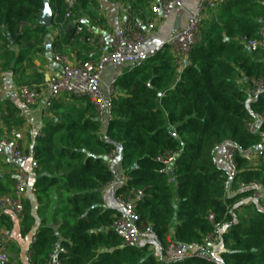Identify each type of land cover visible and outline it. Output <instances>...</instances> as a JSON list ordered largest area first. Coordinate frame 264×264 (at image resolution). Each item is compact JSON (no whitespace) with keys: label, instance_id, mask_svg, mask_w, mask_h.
Segmentation results:
<instances>
[{"label":"trees","instance_id":"1","mask_svg":"<svg viewBox=\"0 0 264 264\" xmlns=\"http://www.w3.org/2000/svg\"><path fill=\"white\" fill-rule=\"evenodd\" d=\"M45 3L58 32L53 54H63L62 47L79 37L84 42L91 37L76 29L95 0H74L71 6L65 0H0V70L20 65L31 51L43 52ZM206 13L200 40L182 65L163 45L140 64L114 67L116 94L103 125L85 97L79 98L93 108V120L82 121L78 113L46 124L30 155L37 163L33 187L39 199L50 196L52 187L59 189L58 227L42 224L33 234L32 264H47L58 243L64 250L59 264H213L198 258L167 261L159 253L169 235L201 242L213 230L209 214L223 227L218 264H264V203L251 200L253 187L239 188L256 183L264 190V158L249 162L245 157L264 146V92L252 101L246 92L251 79L264 80V52L244 47L264 27V0H226ZM18 39L24 45L15 54L9 46ZM4 105L2 128L21 127L15 105ZM253 115L261 121L250 132L246 122ZM227 141L236 148L237 173L230 182L223 160L216 159ZM111 153L118 156L114 170L106 165ZM167 153H177L171 173L157 159ZM117 167L125 182L115 196L143 192L134 210L139 227H151L158 252L149 245L123 246L113 230L120 212L104 205L100 190L114 181ZM20 219L22 232H29L34 219L28 201Z\"/></svg>","mask_w":264,"mask_h":264},{"label":"built area","instance_id":"2","mask_svg":"<svg viewBox=\"0 0 264 264\" xmlns=\"http://www.w3.org/2000/svg\"><path fill=\"white\" fill-rule=\"evenodd\" d=\"M71 6L74 0H65ZM226 0H198L195 9L190 13L185 23L173 30L168 38L157 48H146L145 43L153 29L151 22L142 28L137 22L128 19L122 23L114 32L111 42L106 43L102 37H89L86 42L93 41L99 48L96 56H90L85 60L72 61L64 54H53L52 60L58 66V71L48 76L47 91L45 95V107H51L53 101L60 94H67L74 97H85L93 106L96 119L102 125L106 122L109 111V102L116 90L105 91L101 85V77L107 67L110 66H133L140 64L154 55L156 51L166 45L179 59L181 65L191 47L200 40L199 25L206 12L213 10L219 3ZM182 3V0H160L159 9L163 16H168ZM66 17L69 16L67 13ZM78 27L76 33L80 32ZM260 35L256 39H250L244 42V47L249 52H264V27L260 28ZM250 87L246 88L249 101L254 100L258 94L264 92V80H250ZM20 98L27 105L34 104L39 98L40 91L36 86L21 85L18 88ZM261 121V116L253 115V120L246 122L250 132L257 129ZM235 146L227 141L222 146L221 158L227 168L229 182L237 173L235 162ZM0 155L9 159H18L21 162H29L31 168L36 169V161L25 154L18 144L14 143L0 129ZM177 153H167L159 156L157 159L163 164V171L171 173L172 165ZM245 157L249 162L256 158H264V146L258 147L253 152H245ZM118 156L114 153L108 155L107 167L114 170ZM26 176L22 172L20 180L16 182L11 194L3 198V204L12 212L16 218H21L24 207V180ZM253 187L251 200L264 203V190L259 184L250 183L239 184V188ZM233 194H235L233 192ZM144 194L141 190L132 192L131 196L115 197L120 207V215L113 223V230L121 241L123 246L139 247L149 245L153 247L155 237L150 226L141 228L138 225V215L134 207L138 200H141ZM212 224L213 230L208 233L201 242L184 243L176 241L169 235L163 247H160V255L167 261H184L189 258H198L213 264H218L219 251L217 249L219 239L222 233L220 223L214 222L213 214L207 216ZM64 250L59 244L56 245L49 255L47 264H59L58 253ZM27 264H32L27 255ZM9 262V255L6 251L5 242L0 239V264Z\"/></svg>","mask_w":264,"mask_h":264},{"label":"crops","instance_id":"3","mask_svg":"<svg viewBox=\"0 0 264 264\" xmlns=\"http://www.w3.org/2000/svg\"><path fill=\"white\" fill-rule=\"evenodd\" d=\"M197 3L198 0H182L181 5L171 14L163 16L158 7L160 0H95V5L80 16L79 20L83 24L80 29L84 33L91 34V38L102 37L106 43H109L115 30L126 20L131 19L140 24L142 28L151 22L153 29L145 47L158 48L173 30L185 23ZM46 28L49 37H45L43 52L31 51L24 57L20 65L12 64L8 70H0V118L5 109L4 102L9 101L15 105L24 120L21 127L9 128L7 131L2 128L0 120V128L5 130L9 138L29 155H32L36 139L42 136V130L47 123H59L67 116L75 117L78 113L81 115L82 121L87 118L94 119L93 108L89 107L88 101L84 98L60 94L53 101L51 107H45L48 76L59 69L52 60L53 51L51 49V43L58 32L52 26ZM15 44L16 48H14ZM15 44L12 43L9 49L16 54L19 46L24 43L18 39ZM62 50L68 54L72 61L96 56L99 52L98 46L93 41L84 42L81 37L76 43L71 42L64 45ZM114 67H107L103 72L101 77L103 89H106L109 81L111 84L114 82L117 76ZM41 76L43 77L42 81L40 80ZM24 84L36 86L40 91L39 98L32 105L25 104L19 96L18 88ZM216 159L222 160L221 148L216 151ZM22 172L26 176L24 201L29 202L30 214L34 219L31 230L26 233L22 232L21 219L16 218L2 202L5 196L12 193ZM35 180L36 169L31 168L29 162L17 164L8 157L0 155V239L4 240L9 255V262L6 264H27L28 248L32 236L39 226L49 224L55 228L58 227L55 209L58 203L59 189L55 186L50 196L39 199L33 187ZM124 182L125 179L118 168L114 181L100 190L105 206L120 211L115 199V190ZM153 247L158 252L156 244Z\"/></svg>","mask_w":264,"mask_h":264},{"label":"water","instance_id":"4","mask_svg":"<svg viewBox=\"0 0 264 264\" xmlns=\"http://www.w3.org/2000/svg\"><path fill=\"white\" fill-rule=\"evenodd\" d=\"M52 18H53V12L52 9L49 7V5L47 3L44 4V9L42 11V15L40 17V23L42 25H44L45 27H50L51 26V22H52ZM72 27L71 24H69V26L67 27L66 31L69 30ZM177 29V28H176ZM47 37H49V34L46 35ZM47 79V77H45ZM13 162L17 163V164H21L22 162L18 159H11ZM227 195L228 196H232L233 194H231L230 192V188H229V184L227 186ZM54 227V226H53ZM55 231L56 228L54 227ZM59 244V243H58Z\"/></svg>","mask_w":264,"mask_h":264},{"label":"rangeland","instance_id":"5","mask_svg":"<svg viewBox=\"0 0 264 264\" xmlns=\"http://www.w3.org/2000/svg\"><path fill=\"white\" fill-rule=\"evenodd\" d=\"M207 15H208V13H206ZM206 15V16H207ZM13 44H15V42L13 43ZM14 48H16V44L14 45ZM65 56H67L68 57V54H66V53H63ZM69 58V57H68ZM116 67H122V65H120V66H116ZM101 82H102V80H101ZM101 85H102V83H101ZM113 83L111 84V81H109V83H108V86L106 87V89H104L106 92L107 91H110L111 89H113ZM103 88V87H102ZM55 189V186L54 187H52L51 189H50V192H52L53 190ZM52 206H53V204H52ZM52 206H50V207H52ZM150 249H153V250H155V248L154 247H150Z\"/></svg>","mask_w":264,"mask_h":264}]
</instances>
